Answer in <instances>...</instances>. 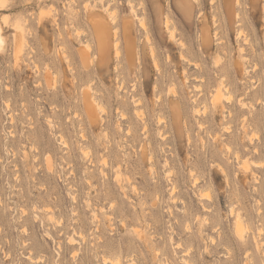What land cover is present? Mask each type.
Instances as JSON below:
<instances>
[{
  "label": "rangeland",
  "instance_id": "rangeland-1",
  "mask_svg": "<svg viewBox=\"0 0 264 264\" xmlns=\"http://www.w3.org/2000/svg\"><path fill=\"white\" fill-rule=\"evenodd\" d=\"M226 2L4 0L0 264H264V0Z\"/></svg>",
  "mask_w": 264,
  "mask_h": 264
},
{
  "label": "bare ground",
  "instance_id": "bare-ground-1",
  "mask_svg": "<svg viewBox=\"0 0 264 264\" xmlns=\"http://www.w3.org/2000/svg\"><path fill=\"white\" fill-rule=\"evenodd\" d=\"M224 1V3L226 2V0H223ZM4 2V0H0V6H2V5H4V4H2ZM231 2V1H230ZM234 2L232 1V3H230V5H228V6H230V7H228V6H226L228 9H231V6L233 7V4ZM237 3H238V1H237ZM226 5L228 4L227 2L225 3ZM226 8V10H228ZM232 10V9H231ZM229 11V10H228ZM233 11V10H232ZM231 11V12H232ZM228 13V12H227ZM115 14V13H114ZM229 15H231L230 14V12H229ZM98 20V19H97ZM4 22H6V20L4 21ZM141 23V22H140ZM143 26V25H142ZM141 26V27H142ZM2 27L0 26V49H2V47H3V45H4V40H5V38H3V34H2V29H1ZM144 28V27H143ZM107 29L108 28H106V25H104V23H102L101 21H94L93 22V31H94V35H95V39H96V45H97V47H96V49H97V52H98V54L97 55H99V57L102 59V60H105L107 57H108V54L110 53V50L112 49V48H114V49H116L117 50V48H118V42L117 41H115L114 40V46L112 47V41H111V38H110V35H109V33H108V31H107ZM145 30V29H144ZM116 31V30H115ZM174 32V31H173ZM207 32V33H206ZM169 33H170V31H169ZM172 33V32H171ZM173 34V33H172ZM171 34V35H172ZM114 35H115V33H114ZM208 30L207 31H204V40H205V42H207L209 39H208ZM116 38V37H115ZM114 38V39H115ZM208 39V40H207ZM131 43H132V41L131 40H129L128 41V44H129V52L127 53V60L128 61H131L133 58V56H134V51H133V49H132V46H131ZM90 49V48H89ZM91 50V49H90ZM1 51V50H0ZM18 51V50H17ZM89 51V50H88ZM115 51V50H114ZM153 51V50H152ZM90 52V51H89ZM116 52V51H115ZM86 53V52H85ZM87 55L86 56H82L83 58H84V60H83V62H85V60L86 59H88V53H86ZM116 55H118V53L116 52ZM115 55V56H116ZM119 56V55H118ZM99 57H97V58H99ZM138 57V56H137ZM152 57V56H151ZM118 58V57H117ZM153 58V57H152ZM100 60V59H99ZM157 65V64H156ZM223 83V82H222ZM221 89V88H220ZM219 89V91H221ZM218 90V89H217ZM219 91H217V93L219 94H217L218 95V99H219V102H220V100H222V98H221V96H223L222 95V91L219 93ZM221 94V95H220ZM215 95V94H214ZM215 97V96H214ZM215 101H217L218 102V100H217V98H215V100H214V102ZM84 104H85V108H86V113H87V116H88V118H89V120H91V122L94 124V123H96V121H97V115H96V112H97V109H96V107L92 104V102L90 101V99H89V96L86 94L85 96H84ZM179 119H180V116H179V114H178V112L176 111V110H173V120H174V122L177 124L178 123V121H179ZM249 165V164H248ZM247 166V165H246ZM243 167H244V165H243ZM249 167L250 166H248L246 169L248 170L249 169ZM175 190V189H174ZM203 198V197H202ZM233 213V212H232ZM238 218H240V216L238 217ZM240 220V219H239ZM236 229H237V233L238 234H241L242 232H243V229H244V227L242 228V225L240 224V223H238L237 224V226H236ZM243 234V233H242ZM214 241V240H213ZM213 243V242H212ZM109 261V260H108ZM116 261V260H115ZM118 261V260H117ZM113 264V263H112Z\"/></svg>",
  "mask_w": 264,
  "mask_h": 264
}]
</instances>
